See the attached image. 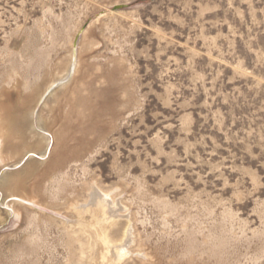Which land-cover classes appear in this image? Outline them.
I'll return each mask as SVG.
<instances>
[{
    "label": "rangeland",
    "instance_id": "obj_1",
    "mask_svg": "<svg viewBox=\"0 0 264 264\" xmlns=\"http://www.w3.org/2000/svg\"><path fill=\"white\" fill-rule=\"evenodd\" d=\"M22 113L0 174L40 163L39 207L0 187V264H74L51 217L93 184L122 264H264V0H0V119Z\"/></svg>",
    "mask_w": 264,
    "mask_h": 264
},
{
    "label": "bare ground",
    "instance_id": "obj_2",
    "mask_svg": "<svg viewBox=\"0 0 264 264\" xmlns=\"http://www.w3.org/2000/svg\"><path fill=\"white\" fill-rule=\"evenodd\" d=\"M76 43L77 41L74 40L68 68L63 77L64 79H70L76 72L77 51L72 50L73 47L77 45ZM51 86L52 84L40 95L37 104L43 101L46 97L45 92L49 90ZM33 113L34 110L32 111V114ZM22 116L21 119H15L14 117L0 119V162L5 159L1 149L4 137L9 141L12 148L18 145L21 147L25 146V136L29 124L27 114L22 113ZM39 132L41 135H46V144L40 152V156L38 155L36 158H50L51 155L57 151V149L55 150V148H57L55 136L44 129H41ZM16 141H18V144ZM37 145L38 144H35L34 146L37 147ZM27 154V156H29V154L34 156L37 155L35 151H30ZM24 157L25 155H23L16 164L23 163ZM39 164L36 160H27L26 163L22 164L19 170L0 174V187L8 190L20 191V193H13L8 196L12 199L10 200L11 203L7 204V206L11 208L10 212L16 219L20 217L19 206L25 204L36 206L38 204V202H36L33 197L29 196L25 190L28 187L29 179L40 172ZM88 190V198L85 201L80 203L73 202L68 208L69 213L67 212L63 215L62 213L56 212V216L51 218L61 223L68 241L75 246L76 251L73 255L74 264H122L129 253L128 246L131 243V230L127 227L123 233L122 240L119 242L116 241L111 235V229H113L118 222V214L115 212V210H117L115 201L111 198V194L108 193L109 191H103L95 184ZM37 206L39 207V205Z\"/></svg>",
    "mask_w": 264,
    "mask_h": 264
},
{
    "label": "water",
    "instance_id": "obj_3",
    "mask_svg": "<svg viewBox=\"0 0 264 264\" xmlns=\"http://www.w3.org/2000/svg\"><path fill=\"white\" fill-rule=\"evenodd\" d=\"M78 37H79V34H78V35L75 37V39H74V40H75V41H77V40H78Z\"/></svg>",
    "mask_w": 264,
    "mask_h": 264
}]
</instances>
